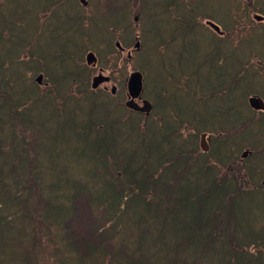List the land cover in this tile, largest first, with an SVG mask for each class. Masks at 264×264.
<instances>
[{"label":"trees","instance_id":"16d2710c","mask_svg":"<svg viewBox=\"0 0 264 264\" xmlns=\"http://www.w3.org/2000/svg\"><path fill=\"white\" fill-rule=\"evenodd\" d=\"M125 1H94L86 34L99 47L114 36L121 14L129 17ZM197 1L174 9L142 1L137 10L148 25L142 42L154 40L153 55L161 57L166 43L184 42L181 51L186 39L191 49L198 46ZM39 18L29 0H0V264H264V167L248 163L264 150V115H239L230 127H216L218 116L207 119L199 111L214 93L188 84L182 95H168L182 103L190 96L192 110L184 116L166 101L164 113L157 112L174 113V124L164 120L162 128L155 117H140L121 103L94 115L93 106L105 108L106 99L94 96L81 66L64 57L53 74L38 63L44 54L33 53L30 36L38 35ZM123 36L113 39L127 48L130 39ZM122 60L126 77L129 62ZM38 73L44 85L35 83ZM78 99L88 108L81 112L74 104L72 112L88 120L72 133L93 146L91 163L79 152L70 153L73 161L66 160L67 150L58 156L59 128L40 117L48 103L58 113ZM202 132L211 135L210 153L195 144ZM116 137L126 149H116ZM244 148L253 150L248 161L239 158ZM55 159L61 162L54 171L43 165Z\"/></svg>","mask_w":264,"mask_h":264},{"label":"rangeland","instance_id":"374dc122","mask_svg":"<svg viewBox=\"0 0 264 264\" xmlns=\"http://www.w3.org/2000/svg\"><path fill=\"white\" fill-rule=\"evenodd\" d=\"M156 1L161 4H164L167 2V0H156ZM207 1H212V0H207ZM244 1L247 5L252 6L254 5V1L256 0H243V2ZM29 2L33 4L35 7H38L41 4L40 0H29ZM222 5H223V0L217 1V5H214L213 8L208 10V12L214 15L212 19L218 22L221 25V27L225 29H229L230 26L232 25L230 22V18L229 17L227 18L229 19V23H227L226 21H224V19L222 21V18L218 17L220 16L221 12H223V10L226 8V6H224L222 10ZM140 7L141 5L134 6L133 4H131L130 6H126L124 10L130 12L128 20L126 21L128 28H129L130 36L132 38H135L137 33H139V37L142 41V38H141L142 33L147 31V28L145 27L147 20H142L141 16H139L140 14L136 15V12H138L137 8H140ZM239 8L241 9V13L246 12V8L245 9L241 7ZM206 11H207L206 6H200L197 9V12H200V13L206 12ZM76 15H77V10L73 6H68L66 8H63L62 10L52 15L44 26V31L41 36V44L39 48L37 49V51L46 56H53V53L59 49H68V50H72L73 52H77L78 47L68 42L69 40L74 39V35L69 30V26L71 25L70 20L74 19ZM136 16L139 18V20L137 22H134V17ZM245 17H250V19L252 20L253 13H250L249 15ZM197 18H198V15H197ZM246 20H248V18ZM53 26L58 28V33L56 35L55 41H52V36L50 34V29ZM197 31H194V36L196 35L199 40L197 47L191 49L190 44H189L190 41L187 39L184 40L185 46L187 47L186 51H181L182 55L176 54L175 59L174 58L173 59H165V58L160 59L161 62L159 63V68H156L154 66V60L151 54L148 55L146 50H140V52L136 54L135 60L130 64L128 68H132L134 67V65H136L141 68H147L149 70H154L156 72L154 74L155 79L158 77L159 81L161 82L164 88H166L167 90L171 92L172 91L171 85H173L174 91L178 95H182V93H178L179 87L189 82V75H190L189 85L191 87H196L195 85H198L202 89L203 92H209L227 83V81L230 79V76H233V74H230V73L232 69L235 67L237 60L246 61L247 57L252 54L250 52H256L260 55H264V34L250 33L252 32L251 30L243 31L240 33V36L246 35L248 33L250 34L246 35L236 47L231 48V47H218L216 43L212 39L209 38L208 33L212 36L214 35L212 34L213 33L212 31L208 30V27L206 26L204 22H202L198 26ZM106 41H110V38L108 37ZM173 48H178V45H173ZM187 52L189 53L191 57L199 61L200 68H201L200 62H203V67L201 69L199 68L198 71H195V61H193L190 58L188 61L187 68L184 69L189 74L185 71L179 70L180 67L182 68L185 67V61L181 59H184L186 57ZM124 55L126 56V53ZM218 55H223L225 57V63L222 67H217L215 65V58ZM260 55H258V57L251 58L248 62H245L243 65V68L247 69V67L248 66L250 67V65H253L255 67L258 61L261 60ZM47 63L49 66L54 65L52 61H47ZM116 64L119 66V62H117ZM165 68L168 69L167 72H163L162 69H165ZM172 69L175 70L176 72L173 71ZM164 73L168 76L169 78L168 81L170 82L171 85L166 81ZM111 74H117V73H111ZM146 81H147V86H148V93H150L152 91V88H151L152 77L148 75L146 78ZM115 85L117 86V89L119 92L120 82L116 80ZM101 89L103 90V88ZM243 89H244V82H239L233 92V96H231L229 99L225 100L223 98L212 97V98L203 100L199 104L200 105L199 111L207 115V119L209 115L212 117L218 116L217 119H213L216 127L226 126L229 123V121L232 119L233 115H236L233 111H228L229 105L236 101L238 93L241 92ZM125 93H124V96H125ZM179 99L180 97L177 95L174 97L173 96L169 97V101L172 104V107L176 110L181 111L184 114V116H188L189 110H192L194 106V101L191 99L190 96H189V100L186 103H182ZM74 104L81 108L80 109L81 112H85L88 108V106H86L85 99H78L77 101H68L64 110L63 111L60 110V112L57 113L54 111V108L48 103L47 105H45L46 106L44 110L45 115H40V117L42 119H46L51 125H55L56 127L59 128L60 138H59L58 144L56 145V147L59 148L56 151L58 156L61 153H63V150H67L68 154H67L66 160L73 161L72 158L70 157V153L79 152V154H82V157L84 158L85 162L91 163V159H92L91 157H93V152H94L93 146L91 145L89 141L86 143V145H84L83 141L78 136L76 137L72 133V126L78 125L81 128L83 126V121H84V115H77L75 114V112H72L73 110L72 106ZM215 108H220V109L216 110ZM92 111L94 115H103V113L106 111V107L104 108V106L100 104L97 107L94 106L92 108ZM116 114L117 113L115 110L107 115H116ZM212 114H216V115H212ZM244 116H247V115H244ZM93 117H96V116H93ZM87 120H88V116L85 119V121ZM165 120L169 122L170 118H167ZM208 123L206 124L208 125ZM162 127L163 125L159 124L158 128H162ZM238 137L239 136H232L230 137L231 138L230 140L236 141L237 139H239ZM116 138L118 141L119 137H116ZM195 144L196 146H198L197 138H196ZM49 149H53V148L49 147ZM116 149L124 150L126 149V145L123 144L121 146L118 141ZM48 153L49 152H46V156H48ZM111 156L112 154L110 153L109 157ZM51 162H52V165L48 161L45 160L43 162V165L49 167L51 171L52 170L54 171L56 166L61 161L59 159H55ZM80 164H81V167H83V163H80ZM73 168L75 170L78 167L75 166Z\"/></svg>","mask_w":264,"mask_h":264},{"label":"water","instance_id":"95a60500","mask_svg":"<svg viewBox=\"0 0 264 264\" xmlns=\"http://www.w3.org/2000/svg\"><path fill=\"white\" fill-rule=\"evenodd\" d=\"M105 80L106 79L101 77V76L95 78L93 81V85H92L93 88H96L101 82H103ZM38 81L39 82L41 81V77L38 78ZM128 89H129V93H130L131 97L135 98L139 95L140 90H141V75L139 73H133L130 75ZM250 104L253 108L259 109V104L256 103V101H253L251 99ZM127 106L129 108L137 109V107L133 104V102H127ZM149 108H150L149 104L145 103V106L139 110L145 111ZM208 141H209V139H205V135L201 136V144L200 145H201V149L204 152L208 151ZM244 156H245V154H244Z\"/></svg>","mask_w":264,"mask_h":264},{"label":"flooded vegetation","instance_id":"af4514ba","mask_svg":"<svg viewBox=\"0 0 264 264\" xmlns=\"http://www.w3.org/2000/svg\"><path fill=\"white\" fill-rule=\"evenodd\" d=\"M254 96L256 97H260L259 94H254ZM236 115H264V112H248V113H244V112H236Z\"/></svg>","mask_w":264,"mask_h":264}]
</instances>
